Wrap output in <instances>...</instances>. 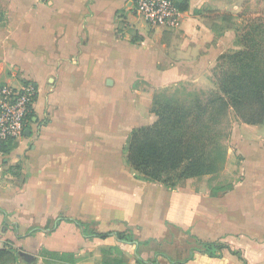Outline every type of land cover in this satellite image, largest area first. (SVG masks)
<instances>
[{"label": "crops", "instance_id": "0c3cea01", "mask_svg": "<svg viewBox=\"0 0 264 264\" xmlns=\"http://www.w3.org/2000/svg\"><path fill=\"white\" fill-rule=\"evenodd\" d=\"M132 4L0 0V86L37 89L23 137L0 153V264H264V124L232 131L234 178L209 191L127 163V138L156 119L154 92L201 82L220 55L209 61L190 10L176 29L148 28Z\"/></svg>", "mask_w": 264, "mask_h": 264}, {"label": "rangeland", "instance_id": "374dc122", "mask_svg": "<svg viewBox=\"0 0 264 264\" xmlns=\"http://www.w3.org/2000/svg\"><path fill=\"white\" fill-rule=\"evenodd\" d=\"M175 1L183 3L185 0ZM189 2L190 0H188V10L191 11L192 18L201 22L206 30L202 36L203 41L202 39L200 41L205 43L206 47L213 45L214 49H218L220 58L217 55L216 60L209 65V71L203 74L201 82L183 81L184 83L167 85L164 89L155 91L149 113H154L157 103L164 104L166 108L173 109L177 113L186 114V117L190 114V117L184 121V126L193 124L190 132L192 137L203 138L205 132L207 133L205 127L208 128L209 137H205L206 155L214 145V147L219 145L223 147V152L209 158V163L213 162L215 167L211 174L201 178L173 180L175 188L189 187L196 191H209V185H223L232 182L234 178L237 162L233 157L230 159V166H227L226 154L232 131L244 127L245 124L251 125L244 120L258 119V112L254 106H245L239 113L233 115L231 108L224 109L218 103L212 102L215 101V95H218L221 86L240 88L246 100L252 99L250 97L252 92L261 82L262 77L254 83V71L258 70L260 75H264V0H209L202 5L192 3L191 6ZM147 27L150 28L148 25ZM131 30L124 27L129 37H133ZM135 42L137 44L141 42L139 37L138 39L136 37ZM249 70L254 73L252 78L246 76V71ZM143 86V84L136 85L140 92L144 89ZM203 110L206 111V115L192 122L197 112ZM215 154L214 152L213 155ZM157 183L165 184L162 180ZM104 254L113 255L110 250ZM86 259L72 260L71 264H84Z\"/></svg>", "mask_w": 264, "mask_h": 264}, {"label": "trees", "instance_id": "16d2710c", "mask_svg": "<svg viewBox=\"0 0 264 264\" xmlns=\"http://www.w3.org/2000/svg\"><path fill=\"white\" fill-rule=\"evenodd\" d=\"M172 1L182 13L188 10V0L183 3ZM136 37V35L133 36V43H135ZM209 48L213 49L212 54L209 55V61H211L220 51L214 49L213 45H210ZM184 65H186L184 67H188L187 64ZM205 65L206 60L198 68L184 72L183 76L186 75L189 79L197 78L205 70ZM254 72L255 74L250 70L246 71V76L252 78L254 74V83L261 77L262 79L257 85V89L252 92V96H250L252 99L246 100L240 92V88L221 86L218 95H215V101L212 102L218 103L224 109L231 108L233 115L239 113L245 106L256 107L258 119L244 120L245 123L251 125L264 124V75H260L258 70ZM162 106L166 105L156 103V109L153 111L156 119L152 124L135 128L127 138V163L134 171L142 175L140 177L143 180L153 183L162 180V183H165L163 186L172 190L176 187L173 183L175 178H201L214 172V163H209V158L223 152V147L219 145L218 148L214 145L209 149V156L206 155L205 137H209L208 128L205 127L207 133L205 132L203 138L192 137L190 132L193 124L184 126V121L190 117V114L186 117V114H180ZM205 115V110L197 112L195 119L192 117V122ZM30 118L31 113L28 115V124ZM15 147L16 144L12 140L0 142V153L6 154ZM214 152L215 155H213ZM117 238L121 241L133 242V237L127 233H118Z\"/></svg>", "mask_w": 264, "mask_h": 264}, {"label": "built area", "instance_id": "2783aa9c", "mask_svg": "<svg viewBox=\"0 0 264 264\" xmlns=\"http://www.w3.org/2000/svg\"><path fill=\"white\" fill-rule=\"evenodd\" d=\"M131 9L150 28L176 29L183 18L172 0H133ZM36 96L32 83L0 86V142L23 137Z\"/></svg>", "mask_w": 264, "mask_h": 264}, {"label": "water", "instance_id": "95a60500", "mask_svg": "<svg viewBox=\"0 0 264 264\" xmlns=\"http://www.w3.org/2000/svg\"><path fill=\"white\" fill-rule=\"evenodd\" d=\"M28 258V257H27Z\"/></svg>", "mask_w": 264, "mask_h": 264}]
</instances>
